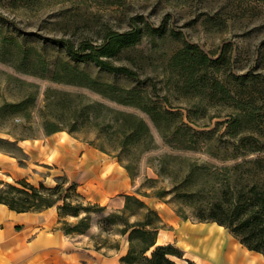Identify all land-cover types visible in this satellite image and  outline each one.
I'll list each match as a JSON object with an SVG mask.
<instances>
[{"label": "rangeland", "instance_id": "374dc122", "mask_svg": "<svg viewBox=\"0 0 264 264\" xmlns=\"http://www.w3.org/2000/svg\"><path fill=\"white\" fill-rule=\"evenodd\" d=\"M132 17L141 26L148 22L163 28L158 34L143 29L137 43L111 58L133 75L71 61L46 40L85 37L99 43L108 28L128 29ZM184 41L210 55L225 45L226 69L251 72L264 81V0H0V149L6 152L0 155V189L8 190L6 183L21 178L35 185L58 183L54 193L41 192L52 204L36 211L54 206L53 227L99 257L116 256L127 241L138 251L165 221L161 238L170 240L178 254L186 248L197 264H227L224 241L232 239L223 229L221 238L219 233L210 237L213 224H193L226 175L231 184L241 180L238 170L253 166L244 160H264V151L240 155L234 150L236 137L227 135L221 123L229 109L180 88L170 58ZM66 63L87 76H68ZM22 100L27 104L19 111L8 106ZM136 103L164 111L160 126ZM56 118L63 130L46 134L44 121ZM22 145L98 151L87 148V161L75 169L70 167L74 155L64 168L36 167ZM110 161L116 169L108 172ZM237 162L243 163L237 173L224 171ZM259 179L264 181V174ZM104 189L135 195L143 203L132 199L128 209L105 206ZM173 259L189 264L182 255Z\"/></svg>", "mask_w": 264, "mask_h": 264}, {"label": "trees", "instance_id": "16d2710c", "mask_svg": "<svg viewBox=\"0 0 264 264\" xmlns=\"http://www.w3.org/2000/svg\"><path fill=\"white\" fill-rule=\"evenodd\" d=\"M135 20L137 17H132L129 21V28L123 31L108 28L99 43H94L85 37L72 39L60 36L47 37L46 40L63 50L71 61H90L110 72L133 75V71L128 67L113 64L111 58L115 57L122 49L137 43L141 39L143 29L151 34H158L163 30L162 26L153 27L148 22H143L141 26ZM225 52L224 45L219 52L212 53V55H216L212 57L199 46L184 41L183 46L172 54L170 66L180 76L179 86L181 89L186 92L192 90V93L196 95L204 94L203 96L210 102H219L229 109L221 123H223L227 135L236 137L238 141L239 147H235L234 150L243 156L262 152L264 151V81L259 80L258 75L251 72L231 73L226 69L229 56L225 57ZM63 68L68 76L73 75L81 78L87 76L84 71L70 63H66ZM210 70L220 73V75L215 76L212 73L209 76ZM53 78L57 79V77ZM107 86L114 88L113 85ZM60 94L69 96L67 92H60ZM116 100L121 103L135 104L133 101L120 97H117ZM26 102V100H22L10 103L8 106L16 112L22 109L27 104ZM60 102L64 103L66 99L62 98ZM136 104L148 113L157 127L160 126L164 111ZM73 126V124L70 125L68 133L74 129ZM44 130L46 134H50L63 129L59 127L56 118L44 121ZM248 162L253 166L240 170V172L238 170L242 177L236 183L231 184L226 175L217 187L215 199L208 201L205 209L200 210L197 217L201 222H215L222 225L247 249L257 251L264 257V181L259 179V176L264 174V160L261 157L244 160V163ZM242 165V162H237L233 166H225L223 169L226 172L235 171L237 173V169H240ZM211 174L214 172L212 171ZM16 183H6L8 190L0 189V192L6 193L0 195V203L16 211H36L41 207L51 205L52 202H47L41 192L46 191L52 194L58 187V183L49 186L39 182L35 185L22 178L16 180ZM8 192H13V194L8 195ZM132 199L143 203L135 195L124 194L122 208L128 209ZM146 224L149 223H144V225ZM160 227L161 225L156 227L154 240L138 251H134L129 242L126 254L120 259L122 264H177L169 255L177 257L181 255L173 249L171 243L155 244L156 234ZM147 251H150L149 254H146Z\"/></svg>", "mask_w": 264, "mask_h": 264}, {"label": "crops", "instance_id": "0c3cea01", "mask_svg": "<svg viewBox=\"0 0 264 264\" xmlns=\"http://www.w3.org/2000/svg\"><path fill=\"white\" fill-rule=\"evenodd\" d=\"M50 134H54L50 133ZM70 136V134H69ZM21 146V145H20ZM28 158H30L29 164L36 167H42L43 165H55L59 167H66V159L70 155H74L75 163L71 165L72 168H78L80 161L88 159L87 148L94 149V147H20ZM0 155H6V152L0 149ZM11 158L15 160L14 156ZM17 164V165H18ZM104 164H106L104 162ZM110 172L112 169H116L115 162L110 161ZM105 166V165H104ZM69 167V168H70ZM100 168H104L103 164ZM54 177H58L55 175ZM79 185V184H78ZM104 191L103 199H105L104 205L112 203L116 207H121L124 203V194L120 190L114 192ZM89 199V198H88ZM90 200V199H89ZM97 203L101 204L99 201ZM56 216V208L48 207L40 211H16L10 209L3 203H0V264H122L121 257L126 254L129 242L120 250L115 256H101L92 252L88 248H83L77 244L75 240L64 234L60 229L53 227V221ZM163 225L158 229L155 244H167L171 243L170 240L161 238L162 232H167L165 221H162ZM208 225L213 224L208 228V235L212 237L215 233L221 235L223 230L232 239L231 241H224L227 243L228 251L236 250L240 255L243 253L246 255V261L243 264H264V257L261 253L247 249L242 245L225 227L215 222H201L198 221L193 225ZM223 229V230H222ZM201 232L203 230L201 229ZM164 235V234H163ZM164 235V236H165ZM161 239V240H159ZM236 244L234 245L233 242ZM179 248V247H178ZM181 255L189 264L192 261L197 264V259L190 257L189 250L186 248H180ZM174 255H169L173 259ZM174 260V259H173ZM176 262V261H175ZM227 264H240L238 258L235 260H227Z\"/></svg>", "mask_w": 264, "mask_h": 264}, {"label": "bare ground", "instance_id": "6f19581e", "mask_svg": "<svg viewBox=\"0 0 264 264\" xmlns=\"http://www.w3.org/2000/svg\"><path fill=\"white\" fill-rule=\"evenodd\" d=\"M210 237H212L210 234H209ZM208 236V237H209ZM217 250V249H216ZM215 251V250H214ZM219 251V249H218ZM228 260L232 261V260H235V258H238V260L240 261V264H243L245 263L246 261V255L243 253L242 255L239 254V252H237L236 250L232 249V250H229L228 252V255L226 256ZM214 259L217 261L218 259L216 257H214Z\"/></svg>", "mask_w": 264, "mask_h": 264}]
</instances>
